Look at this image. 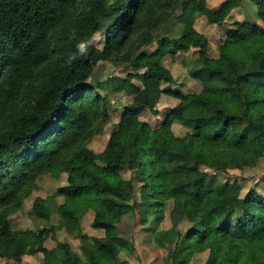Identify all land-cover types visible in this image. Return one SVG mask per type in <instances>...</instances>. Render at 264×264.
Masks as SVG:
<instances>
[{
	"label": "trees",
	"instance_id": "1",
	"mask_svg": "<svg viewBox=\"0 0 264 264\" xmlns=\"http://www.w3.org/2000/svg\"><path fill=\"white\" fill-rule=\"evenodd\" d=\"M253 4L262 25L235 21L212 56L196 18L221 24L242 0H0V259L129 264L132 240L90 235L81 220L110 229L98 201L123 209L145 200V238L166 264H264V192L252 186L264 181V0ZM172 19L176 36L162 29ZM175 60L195 81L188 97L170 71ZM102 61L124 74L100 79ZM140 72L151 84L126 101ZM164 97L177 103L159 118ZM116 115L119 137L101 160L118 175L112 184L91 175L86 151ZM60 170L65 183L27 211L44 225L16 228L13 214Z\"/></svg>",
	"mask_w": 264,
	"mask_h": 264
},
{
	"label": "rangeland",
	"instance_id": "2",
	"mask_svg": "<svg viewBox=\"0 0 264 264\" xmlns=\"http://www.w3.org/2000/svg\"><path fill=\"white\" fill-rule=\"evenodd\" d=\"M221 0H207L210 5H217ZM253 0H242V6L236 8L230 15L225 19L221 24H209L206 21L204 15H199L194 23L195 28L205 34L208 39L211 41V46L209 48V54L212 56L217 55V45L223 39L225 29L233 25L235 21H244L249 20L250 22L262 25V21L256 16V7L252 3ZM181 24L176 20L172 19L166 25L162 27L165 34L176 36L181 31ZM98 39V34L95 35L92 41ZM155 45V42L152 43ZM195 49L191 48L189 55L193 54ZM165 53V48L160 50L159 55L162 56ZM101 77L100 79L106 78V76L119 74L123 75L124 72L120 68L113 67L109 62H100ZM170 66V71L172 75L177 79V83L180 88L187 94V97L191 92L196 90L195 81L189 77L187 70L183 67L179 61H172ZM136 85L130 86L128 88L129 96L126 98V101H130L133 97L139 98L140 96L137 93V89L151 84L147 80L143 73L140 72L137 75V79L134 80ZM177 103V99L173 97H164L159 103V109L161 114L159 118L165 113V111L174 106ZM114 105V102H113ZM142 118L149 119L148 116H142ZM118 121V115L113 116L110 121L103 124L101 130L98 134L94 135L87 147L86 158L88 161V169L91 172V175L94 177H99L101 181L107 179V182L115 184L118 180V175L109 174L101 169L102 163L101 160L107 157L110 154V146L117 142L119 137V132L116 131L115 124ZM261 171L264 173V163L259 165ZM231 173H238L237 170L231 171ZM106 178V179H105ZM209 179V178H208ZM238 179V178H237ZM66 175L63 170H60L53 174H47L42 180L38 190H34L24 202V207L16 211L13 214V223L16 228H29L36 229L38 226L44 225V221L32 218L27 212L30 209L31 203L36 196L48 197L53 195L56 192L58 185L65 183ZM244 187L248 185V181L238 179ZM147 180L145 178L137 180L136 185L139 187L141 184L147 185ZM177 183L170 182L169 187L173 189ZM252 186L255 187L258 191L264 192V181H261L260 178L255 179L252 182ZM238 188L236 181L229 188L230 193L234 195L236 189ZM83 198L90 199L94 197V193L91 189L86 190L83 193ZM101 206V213L104 218L110 220L114 223V227L110 229L106 228H94L90 225V221L87 216H84L81 220L82 229L90 234L96 236L112 237V238H127L134 242L135 247L138 251V257L131 259L129 264H166L165 260V251L157 248H151L148 246L146 241V232L143 230V226L147 224V216L149 218L152 216L150 212L149 215H145V209L147 207L145 200H139V203L134 207H127L123 209L113 208L111 205L98 201ZM215 198L210 197L207 200L206 208L209 211L210 215H213L211 207L215 203ZM146 218V219H145ZM58 236L62 240H67L72 246H76L78 239L66 234L63 231L58 232ZM25 263L28 264H37L39 263L40 258L38 256H29L25 255L23 257ZM0 264H9L6 259H0ZM120 264V262L118 263Z\"/></svg>",
	"mask_w": 264,
	"mask_h": 264
},
{
	"label": "clouds",
	"instance_id": "3",
	"mask_svg": "<svg viewBox=\"0 0 264 264\" xmlns=\"http://www.w3.org/2000/svg\"><path fill=\"white\" fill-rule=\"evenodd\" d=\"M79 51L84 54L86 51L85 45L83 43L78 45Z\"/></svg>",
	"mask_w": 264,
	"mask_h": 264
},
{
	"label": "crops",
	"instance_id": "4",
	"mask_svg": "<svg viewBox=\"0 0 264 264\" xmlns=\"http://www.w3.org/2000/svg\"><path fill=\"white\" fill-rule=\"evenodd\" d=\"M252 3H253V1H252ZM243 5H244V4H242L241 6L243 7Z\"/></svg>",
	"mask_w": 264,
	"mask_h": 264
}]
</instances>
